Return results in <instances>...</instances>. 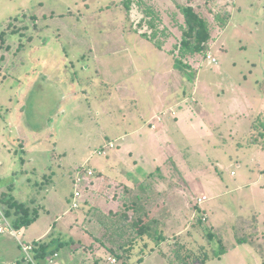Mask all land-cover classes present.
<instances>
[{
	"label": "rangeland",
	"instance_id": "1",
	"mask_svg": "<svg viewBox=\"0 0 264 264\" xmlns=\"http://www.w3.org/2000/svg\"><path fill=\"white\" fill-rule=\"evenodd\" d=\"M143 1L169 31L161 51L142 37L137 3L127 14L124 0H0V192L11 187L31 211L39 205L20 239L47 231L97 247L75 225L82 209L71 207L81 168L94 172L77 186L81 202L104 212L113 205L99 194L110 182L115 192L160 169L156 215L169 240L156 249L160 263L176 240L213 256L220 239L225 256L206 264H264V0ZM182 6L208 20L217 65L174 61ZM240 238L248 241L230 249ZM77 245L59 249V260L73 261ZM21 252L0 234V264Z\"/></svg>",
	"mask_w": 264,
	"mask_h": 264
},
{
	"label": "trees",
	"instance_id": "2",
	"mask_svg": "<svg viewBox=\"0 0 264 264\" xmlns=\"http://www.w3.org/2000/svg\"><path fill=\"white\" fill-rule=\"evenodd\" d=\"M134 3H137L143 8V18L139 24L140 29L147 28L149 32L142 33V37L147 39L156 50H163L165 41L168 37L167 28H162V17L153 6L147 5L143 0H124V8L127 14L131 11ZM184 24L181 26V40L179 45L175 46L174 61L183 66L182 61L196 57H206L210 48L212 34L210 24L206 18L197 13L190 6L180 7ZM224 11L219 15L220 30L225 29L230 21L229 13ZM218 13V14H219ZM170 36V34H169ZM185 67V66H183ZM264 88V82L262 83ZM252 138V137H251ZM259 141V140H258ZM255 141L252 144L258 143ZM160 169H156L149 174L143 181L136 182L132 186L121 184L115 192H109L111 188L110 182L107 189L99 194L100 198L105 196L108 202L115 204V209L108 212L102 211L99 206L92 205L85 209L88 202H81L77 209H82L83 219L76 220L75 225L79 227L85 235L92 238L98 244L97 247L83 245L80 239L71 237L67 241L52 239L48 242L37 241L33 242L35 246V258L40 261H47L64 246H75L73 254L79 258L80 264H111L109 259L98 253L102 249L107 251L114 258L117 264H135L141 262L146 252L151 247L150 243L157 245L166 241L161 233L164 220L161 216L156 215L157 208L164 207L165 200L161 202V196L165 192H158L154 189L161 181L162 177L158 175ZM87 169L81 168V175H86ZM111 184V185H110ZM120 185V184H119ZM106 191V192H105ZM0 200H3L0 197ZM11 202L7 204V215L13 216V222L17 230H21L31 226L36 221L39 208H34L33 211L23 203ZM72 207V206H71ZM74 209V208H72ZM200 223L205 222L199 219ZM209 245L214 241L215 234L207 232ZM252 238L257 236L251 235ZM248 239L240 238L236 246L245 244ZM219 250H216L213 256H210L206 248L201 253L187 251L185 245L176 240L173 244L172 251L163 252V256L169 264H206L208 261L222 257L228 249L222 244L219 239ZM170 245V244H169ZM137 257L136 260L134 258ZM115 263V264H116Z\"/></svg>",
	"mask_w": 264,
	"mask_h": 264
},
{
	"label": "built area",
	"instance_id": "3",
	"mask_svg": "<svg viewBox=\"0 0 264 264\" xmlns=\"http://www.w3.org/2000/svg\"><path fill=\"white\" fill-rule=\"evenodd\" d=\"M207 60L214 64L217 65V59L215 57H212L211 55L207 56ZM111 147H113V144H111ZM88 176H93L94 172L93 171H88L87 172ZM82 175L81 173H78L75 179L73 181L75 182V191L72 194V203L71 206L74 209H77L80 205V202L82 201V194L81 191L78 189V185L82 181ZM208 198L206 196H202L198 200V204L201 205L205 201H207ZM203 220H206V217L204 216ZM4 233H9L12 237H14L17 241L19 246L22 249L23 252V259L17 263L14 264H41L36 258H35V246L33 243L26 242L24 240L20 239L21 235V230H17L14 222L10 219V217L7 215L6 209L3 205V203L0 201V234ZM55 256H57L55 254ZM112 264H115L116 261L113 259L111 260Z\"/></svg>",
	"mask_w": 264,
	"mask_h": 264
},
{
	"label": "crops",
	"instance_id": "4",
	"mask_svg": "<svg viewBox=\"0 0 264 264\" xmlns=\"http://www.w3.org/2000/svg\"><path fill=\"white\" fill-rule=\"evenodd\" d=\"M188 110V109H187ZM173 115L175 114V112H173L172 113ZM152 173V172H151ZM151 173H149V174H151ZM149 174H147L143 179H141V180H139L138 182H140V181H143ZM120 182H123V184H126V185H128V186H132L134 183H132V184H130L129 182L128 183H124V181H120ZM118 184H122V183H118ZM1 189H4V188H1ZM8 192H6V191H2V192H0V197L3 199V200H0L2 203H3V205H4V207H5V209H7V204H9V203H11V202H8L10 199L13 201V202H18V203H23V204H25V205H27L28 206V208H30L29 207V205L28 204H26L25 202H24V200H21L23 197L21 196L20 197V200L18 199H15L14 197H13V192H11V190H12V188L11 187H9L8 188ZM109 192H110V190H109ZM73 194V193H72ZM72 194H71V196H72ZM71 199V198H70ZM30 201H31V203H37V200H36V198H33V197H31V199H30ZM104 201H107L108 202V200L106 199V197H103V199H102V202H104ZM111 204V206L113 205V207H112V209H115L116 207H115V204L114 203H110ZM37 208H39V205H38V207ZM51 229V226L47 229V230H50ZM36 238H31L30 240H31V242L30 243H33V242H37V241H43V242H48V241H50V240H52V239H56V238H50L51 236L49 235V234H47V231L44 233V234H42V235H36L35 236ZM58 239V238H57ZM166 242H168L169 243V240H168V238H166V241L164 242V243H166ZM164 243H161V244H164ZM168 243H166V244H168ZM151 244V247L149 248V250L146 252V254L144 255V257H143V259H142V261L141 262H137V263H135V264H162V262L160 263V261L161 260H157V258H156V256H155V254H156V249H160L159 248V245H155V243H150ZM230 250V249H229ZM70 252H71V255H70V257H72L73 258V261H71V262H69L67 259H64V260H59V258H60V254H58L57 256H56V258H54V260L51 262V264H72V262L74 263V264H80L79 262H78V259H77V257L72 253V251L70 250ZM157 255L158 256H160V255H162L160 252L159 253H157ZM225 256V255H224ZM165 260H166V258L164 257V256H162ZM15 259H16V261H13L12 262V264H14V263H17V262H19V261H21L22 259H23V252H21V253H19V254H17V255H15V257H14ZM50 259L51 258H49V260L47 259V261H45V262H43V261H40V263L41 264H50L49 262H50ZM215 259H213V260H210V261H214ZM209 261V262H210ZM208 262V263H209ZM164 264V263H163ZM169 264V263H168Z\"/></svg>",
	"mask_w": 264,
	"mask_h": 264
}]
</instances>
